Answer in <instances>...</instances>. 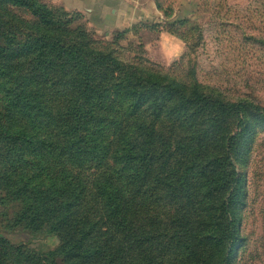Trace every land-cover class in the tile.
Wrapping results in <instances>:
<instances>
[{
	"label": "trees",
	"instance_id": "16d2710c",
	"mask_svg": "<svg viewBox=\"0 0 264 264\" xmlns=\"http://www.w3.org/2000/svg\"><path fill=\"white\" fill-rule=\"evenodd\" d=\"M2 1L33 20L0 17V204L57 246L0 237V264H236L235 158L264 110L95 48L78 11Z\"/></svg>",
	"mask_w": 264,
	"mask_h": 264
},
{
	"label": "rangeland",
	"instance_id": "374dc122",
	"mask_svg": "<svg viewBox=\"0 0 264 264\" xmlns=\"http://www.w3.org/2000/svg\"><path fill=\"white\" fill-rule=\"evenodd\" d=\"M41 1L70 12L80 10L78 22L91 33L93 46L118 60L185 83L192 81L194 68L204 92L224 101L247 100L264 110V0H130L131 7L146 18L131 24L123 40L116 35L120 30L105 25L111 13L102 9V15L100 10V4L112 0H94L97 6L90 12L85 8L89 0ZM0 17L15 25L33 20L26 9L2 0ZM182 20L184 24L178 23ZM166 29L184 36L185 43ZM254 130L235 158L243 193L236 206L243 239L236 264H264V124L255 123ZM17 211L13 202L0 204V237L37 251L57 246V238L44 229L32 231L15 224Z\"/></svg>",
	"mask_w": 264,
	"mask_h": 264
},
{
	"label": "crops",
	"instance_id": "0c3cea01",
	"mask_svg": "<svg viewBox=\"0 0 264 264\" xmlns=\"http://www.w3.org/2000/svg\"><path fill=\"white\" fill-rule=\"evenodd\" d=\"M95 6L97 5L95 4L94 0H89L87 1L85 8L89 9L87 12H90L93 10L91 7ZM131 6L132 3L130 0H112L108 4H105V2L102 5L100 4L101 11L102 9H106V11L111 13V18H109V21L106 20V27L110 26L109 28L112 29V31H121L128 29L131 24L137 23L141 17L146 18L144 13L141 14L140 12H137L136 8ZM75 10L80 11L78 9ZM104 11L105 10L102 11V15Z\"/></svg>",
	"mask_w": 264,
	"mask_h": 264
}]
</instances>
